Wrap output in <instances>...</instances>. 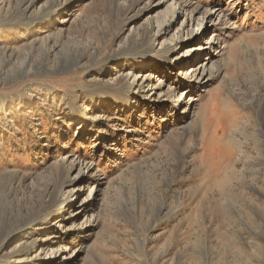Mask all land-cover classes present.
Here are the masks:
<instances>
[{
	"label": "rangeland",
	"instance_id": "rangeland-1",
	"mask_svg": "<svg viewBox=\"0 0 264 264\" xmlns=\"http://www.w3.org/2000/svg\"><path fill=\"white\" fill-rule=\"evenodd\" d=\"M171 1L0 0V264H264V0H175L135 67Z\"/></svg>",
	"mask_w": 264,
	"mask_h": 264
},
{
	"label": "bare ground",
	"instance_id": "bare-ground-1",
	"mask_svg": "<svg viewBox=\"0 0 264 264\" xmlns=\"http://www.w3.org/2000/svg\"><path fill=\"white\" fill-rule=\"evenodd\" d=\"M179 5L180 4L177 1L172 0L171 3L165 5L163 14L157 16V25H156L157 28H156V33H155L154 39L150 40L146 44L145 47L140 49V51L134 53V54L139 55L141 58H144L142 60L137 61L135 67L142 68V69L146 68L150 65V63L154 62L155 60H159L162 63L167 62V64L172 66L174 64L170 60H171V57L175 53V49H176L175 47L178 45V42L182 41V39L184 38V36L186 37V35H189L192 38L197 37L193 32L184 34V31H183V32H179L178 34L171 35L170 37L164 38L165 34L168 30L170 22L177 19L178 17H181L180 22H182V21L184 22L187 19L185 15L182 16L183 8ZM192 11H194V10H192ZM208 16H209V14L204 12L203 13V20H205ZM201 29H202V27H201ZM158 39H160V40H158ZM155 40L159 41L158 42L159 48H156V46L154 44ZM202 49H203L202 44H198V46L195 47L193 49V51H190V53L195 55V54H198ZM184 54L182 56H184ZM176 59L180 62L179 59H181V58L177 57ZM188 71L195 72L196 69L192 68V66H191L188 68ZM202 71L199 74L200 77L202 76ZM127 76L129 78L128 84L130 87H133L134 85H139V81H140L139 80V76H140L139 74H133V71L130 70L128 72ZM119 90H120V88H118V86L110 85L107 83L103 87L98 88L97 92L99 93L100 97H103V96L105 97V95H106V97L108 96V97H112L113 99H115L116 102L119 101V102L127 103L128 101L120 96ZM170 91H171L170 89H167V95L171 94ZM130 105H128V106L130 107ZM81 112H82V107H74V113L77 117L81 116V114H82ZM71 166L75 167L77 169V175H79V176L77 177V179L71 180V181L67 182L66 184L64 181L62 184L56 185L54 188V195H55V197H57L58 195L65 193L64 192L65 186L71 187L72 191H73V195L70 198L68 196L65 199V201L61 205V209H64L66 207L77 206L76 207L77 210H79L81 208L83 210V209H85L86 203H84V201L80 198L78 200H76L75 197H76V195L80 194V191H81L80 183L84 180V178H86V175L88 174V172L90 170V165L81 164L78 162V163H73ZM66 173H67V168L65 167L64 164L55 163L51 166V173H50L51 176L53 175L55 177L56 176L62 177L64 175H66ZM88 194H89V197L94 195L92 188H90Z\"/></svg>",
	"mask_w": 264,
	"mask_h": 264
}]
</instances>
